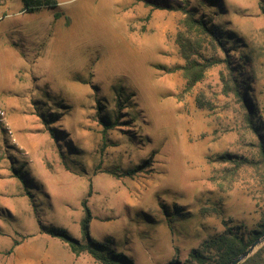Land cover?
<instances>
[{
    "label": "rangeland",
    "instance_id": "374dc122",
    "mask_svg": "<svg viewBox=\"0 0 264 264\" xmlns=\"http://www.w3.org/2000/svg\"><path fill=\"white\" fill-rule=\"evenodd\" d=\"M177 1L233 40L188 33L196 59L219 61L192 87L182 10L58 0L25 11L0 0V102L17 137L0 140V264H99L46 232L81 239L85 199L92 237L136 264L185 260L226 226L260 221L257 136L223 76L229 58L264 121V0ZM117 117L105 133L103 120ZM227 153L234 161L217 159ZM140 164L133 176L104 171Z\"/></svg>",
    "mask_w": 264,
    "mask_h": 264
},
{
    "label": "trees",
    "instance_id": "16d2710c",
    "mask_svg": "<svg viewBox=\"0 0 264 264\" xmlns=\"http://www.w3.org/2000/svg\"><path fill=\"white\" fill-rule=\"evenodd\" d=\"M23 1V10L25 11H36L45 7L55 6L58 3V0H22ZM143 1L148 7H150L149 16L152 11L157 8H170L182 10L186 13V17L183 20V26L187 29L181 30L178 34V43L180 46V51L182 56L185 58L186 63L183 66H180L184 72V75L187 79L188 87H192L197 82L201 81L206 72L211 68L215 63L219 62L214 59H205V61H200L193 56L194 43L188 38V33L196 32L199 35H207L214 42L222 44L224 41L232 42L230 36H220L216 30L212 27L209 21L205 20L202 17H198L196 13L187 9L185 5L179 4L177 0L175 2H166L165 4L161 2H153L150 0H137ZM200 3L208 2H220L221 0H198ZM175 3V4H172ZM193 45V46H192ZM191 46L193 49H191ZM221 61V60H220ZM228 68L227 76H223L224 83L227 88L237 97V99L243 105L246 116L245 122H247L248 127L254 132L257 136V147H258V159H255L254 167L259 171L264 170V121L261 119L262 116L257 110L255 99L253 100L248 94L244 91L246 89L245 82L241 80L238 70L236 71L235 66L232 64V61L229 58H225ZM242 61V60H241ZM99 110L101 105L98 106ZM105 133L109 128H114L119 122V117L115 121L103 120ZM111 121V122H109ZM232 154H220L217 156V159L220 161H234L231 159ZM148 164V160L145 161ZM140 164L139 166L121 172L118 169H107L110 174L116 176H133L139 169H144L148 165ZM240 165L238 162L237 165ZM66 167L70 169L68 163ZM16 168L14 167V172L17 173ZM238 173V168L233 169V174ZM262 179L264 180V172L260 173ZM19 176V175H17ZM263 196L261 199L264 202V189L262 191ZM84 207V218L81 221V233L82 238H76L72 236L68 231L63 228L49 227L46 232L50 235L60 238L65 241L70 250L76 254L81 255L85 252L89 253L94 257V259L99 264H136L134 259L128 254L116 250L110 243L106 241L97 240L92 237L90 233V225L93 219L92 212L87 204V200L83 201ZM172 233H175L174 227L168 219ZM264 234V209L261 212V219L255 227L248 231H242L238 226L231 227L226 226V229L222 232L215 233L214 235L209 236L198 246L191 248L189 254L185 260L175 256L169 261L161 264H229L236 257H238L242 252L247 250V248L261 235ZM177 249V248H176ZM239 264H264V245L260 247L255 253L248 257L245 261Z\"/></svg>",
    "mask_w": 264,
    "mask_h": 264
},
{
    "label": "built area",
    "instance_id": "2783aa9c",
    "mask_svg": "<svg viewBox=\"0 0 264 264\" xmlns=\"http://www.w3.org/2000/svg\"><path fill=\"white\" fill-rule=\"evenodd\" d=\"M2 132H4L6 136L9 138L11 144H17V137L9 121L8 112L4 107V105L0 102V140L2 137ZM0 156H1V148H0Z\"/></svg>",
    "mask_w": 264,
    "mask_h": 264
},
{
    "label": "water",
    "instance_id": "95a60500",
    "mask_svg": "<svg viewBox=\"0 0 264 264\" xmlns=\"http://www.w3.org/2000/svg\"><path fill=\"white\" fill-rule=\"evenodd\" d=\"M264 245V235L262 237L257 238L244 252H242L238 257H236L229 264H239L245 261L248 257H250L253 253H255L260 247Z\"/></svg>",
    "mask_w": 264,
    "mask_h": 264
},
{
    "label": "crops",
    "instance_id": "0c3cea01",
    "mask_svg": "<svg viewBox=\"0 0 264 264\" xmlns=\"http://www.w3.org/2000/svg\"><path fill=\"white\" fill-rule=\"evenodd\" d=\"M8 112V111H7ZM92 223V222H91ZM91 226V225H90Z\"/></svg>",
    "mask_w": 264,
    "mask_h": 264
}]
</instances>
